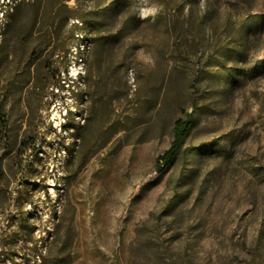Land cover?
Masks as SVG:
<instances>
[{
	"label": "rangeland",
	"instance_id": "1",
	"mask_svg": "<svg viewBox=\"0 0 264 264\" xmlns=\"http://www.w3.org/2000/svg\"><path fill=\"white\" fill-rule=\"evenodd\" d=\"M0 264H264V0H26L0 30Z\"/></svg>",
	"mask_w": 264,
	"mask_h": 264
},
{
	"label": "trees",
	"instance_id": "2",
	"mask_svg": "<svg viewBox=\"0 0 264 264\" xmlns=\"http://www.w3.org/2000/svg\"><path fill=\"white\" fill-rule=\"evenodd\" d=\"M25 2L26 0H3L0 2V11H2L4 18V20H0V30L8 25L9 19H12ZM194 122L195 119L191 114H187L185 117H180L176 120L173 142L157 160L156 169L160 173L167 171L175 163L177 157L182 151L185 140L188 137ZM37 152V150L34 151V153Z\"/></svg>",
	"mask_w": 264,
	"mask_h": 264
}]
</instances>
